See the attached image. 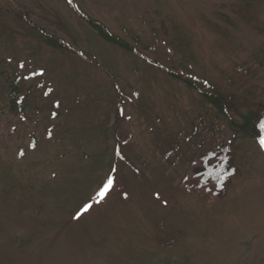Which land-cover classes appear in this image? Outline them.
Instances as JSON below:
<instances>
[{
  "label": "rangeland",
  "instance_id": "374dc122",
  "mask_svg": "<svg viewBox=\"0 0 264 264\" xmlns=\"http://www.w3.org/2000/svg\"><path fill=\"white\" fill-rule=\"evenodd\" d=\"M72 2L152 50L68 0H0V264H264L260 144L234 140L222 198L193 177L235 136L201 83L234 121L264 103V0Z\"/></svg>",
  "mask_w": 264,
  "mask_h": 264
},
{
  "label": "trees",
  "instance_id": "16d2710c",
  "mask_svg": "<svg viewBox=\"0 0 264 264\" xmlns=\"http://www.w3.org/2000/svg\"><path fill=\"white\" fill-rule=\"evenodd\" d=\"M69 3L71 2L72 8L85 19L92 27L98 30L103 37L106 39L107 42L111 44H119L122 46L126 51L131 52L132 54L137 55L141 58H146L143 56L138 50H142L145 53L150 52L152 50L151 47L143 46L142 42H138V47L135 48L129 43L122 41L118 37L111 34L107 28L92 19H89L86 12L78 5L77 7L74 6L73 0H68ZM166 32V29L164 28ZM168 34V33H167ZM155 40L159 41V35L154 34ZM79 54H82L79 52ZM174 77L180 78L178 75H174ZM21 78V77H20ZM16 76V78L10 83L11 88V111L15 112H24L26 109V100L24 97H20L21 95V86L19 84L20 79ZM19 80V82H18ZM191 83L188 82L190 86L193 87L192 81ZM198 85V81H196ZM201 88H198L199 93L208 100V102L213 105L216 109L219 110L220 114L226 118L228 121L231 122L233 127L234 138L226 143H220L216 145L215 149L208 152L206 155L202 156L200 159V163L196 168H194L193 177L197 179V188L198 189H206L210 191L217 197H224L226 196L229 188L232 184V181L235 176L240 174V169L235 166L234 163V140L237 139L238 135H247L251 137L255 141L260 144L261 137H264V131L261 130L260 125L264 123V103H259L255 106L254 109L248 110L246 115L238 114V117L242 119V122L234 121L231 119V114L238 113L235 110V99L234 96H223L217 91L213 86L209 83L204 82L201 83ZM118 115L121 116L122 109L121 107L118 108ZM120 118V117H119ZM261 146V144H260ZM264 152V147H262Z\"/></svg>",
  "mask_w": 264,
  "mask_h": 264
},
{
  "label": "snow or ice",
  "instance_id": "6c2138e0",
  "mask_svg": "<svg viewBox=\"0 0 264 264\" xmlns=\"http://www.w3.org/2000/svg\"><path fill=\"white\" fill-rule=\"evenodd\" d=\"M260 128H261L262 131H264V123H261ZM260 144H261L262 147H264V137H261ZM113 183H114V181L112 179H109L107 185L104 187L103 190H101L98 193V195L103 198L107 194L108 190L111 188V186L113 185ZM90 208H91V205H86L85 208L83 209V211L86 212Z\"/></svg>",
  "mask_w": 264,
  "mask_h": 264
}]
</instances>
